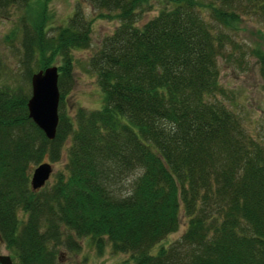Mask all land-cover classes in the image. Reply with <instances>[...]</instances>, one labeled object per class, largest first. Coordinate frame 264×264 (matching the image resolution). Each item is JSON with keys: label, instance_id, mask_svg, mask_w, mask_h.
Returning <instances> with one entry per match:
<instances>
[{"label": "trees", "instance_id": "16d2710c", "mask_svg": "<svg viewBox=\"0 0 264 264\" xmlns=\"http://www.w3.org/2000/svg\"><path fill=\"white\" fill-rule=\"evenodd\" d=\"M48 1L0 0V17L18 13L26 81L56 66L59 93L49 140L28 117L30 86L0 83V243L16 264H63L59 250L75 254L82 239L132 264H264V136L218 99L228 37L202 15L225 27L264 19V0H154L140 26L151 0H76L58 26ZM94 17L118 22L84 63L100 105L69 114L72 51ZM62 157L31 189L33 168Z\"/></svg>", "mask_w": 264, "mask_h": 264}, {"label": "rangeland", "instance_id": "374dc122", "mask_svg": "<svg viewBox=\"0 0 264 264\" xmlns=\"http://www.w3.org/2000/svg\"><path fill=\"white\" fill-rule=\"evenodd\" d=\"M76 0H49L46 12L51 16V24L61 25L71 13ZM149 9L144 10L136 20L135 25L153 17L161 6L154 0L149 3ZM87 17H93L88 5L82 4ZM36 8V6H35ZM204 19L220 30L228 41L222 54L217 58L218 82L224 90V95H217L219 100L234 111L241 120L242 127L254 138L264 136V19L259 14L248 12L242 18L229 26H222L212 22L207 13H202ZM118 22L114 19L94 17L90 24L88 45L72 51L74 59L71 71V85L68 89L64 104L69 114L74 108L82 106L93 109L100 105L101 96L95 82V76L85 69V60L99 45L101 39L110 34ZM13 37L6 39V37ZM20 24L18 13L12 12L6 18L0 17V83L6 85H20L23 89L29 88L25 79V71L20 62ZM57 65V61L54 62ZM35 71V65L32 64ZM64 157L53 162L52 172L62 168ZM51 181V177L48 179ZM182 226L168 235V240L175 239L181 232ZM80 251L72 254L63 248L60 252V262L66 264L73 260H83L84 264H132L129 255L112 253L105 247L97 255L86 239L81 241ZM0 255H8L16 264L11 252L3 243H0Z\"/></svg>", "mask_w": 264, "mask_h": 264}, {"label": "water", "instance_id": "95a60500", "mask_svg": "<svg viewBox=\"0 0 264 264\" xmlns=\"http://www.w3.org/2000/svg\"><path fill=\"white\" fill-rule=\"evenodd\" d=\"M57 68L47 66L33 72L30 76V94L26 102L28 117L51 140L57 125ZM52 166L40 163L35 166L30 176V187L36 189L49 178ZM0 264H14L8 255H0Z\"/></svg>", "mask_w": 264, "mask_h": 264}]
</instances>
